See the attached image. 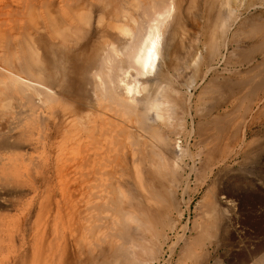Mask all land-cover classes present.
<instances>
[{"label": "bare ground", "instance_id": "bare-ground-1", "mask_svg": "<svg viewBox=\"0 0 264 264\" xmlns=\"http://www.w3.org/2000/svg\"><path fill=\"white\" fill-rule=\"evenodd\" d=\"M263 96L264 0H0V253L13 224L10 264H156L191 174L217 237Z\"/></svg>", "mask_w": 264, "mask_h": 264}, {"label": "rangeland", "instance_id": "rangeland-1", "mask_svg": "<svg viewBox=\"0 0 264 264\" xmlns=\"http://www.w3.org/2000/svg\"><path fill=\"white\" fill-rule=\"evenodd\" d=\"M228 106L230 107V105ZM238 120H236L235 123L238 122ZM246 127L248 128V125H246L245 128ZM249 128L250 129H247V139L251 138L249 136L252 135L253 138L257 140L256 142L253 141L254 143H252L251 147H248V149L249 148L251 149L252 146L255 145L253 146V149H255L254 150L255 153L252 152L251 154H255L256 156L255 155L252 156L251 154H250L251 156H248L249 155L248 153V155L244 157L245 158L244 161L242 160L240 162L241 166L238 164L239 163L238 161L241 160V158L233 159V160L230 159L232 163L229 161L228 164L229 167L231 166V168L229 169L228 167L227 169L228 171L226 170L224 174H221L222 181L219 180L220 184L224 180L223 184L221 185L217 184V187L220 185L221 188L223 189L222 194L225 193L224 195H228L229 198H232L234 199V201L237 202V203L234 201L233 203L229 202L227 205L224 203L223 212L224 214L227 212L230 215L228 216L224 215L222 219L223 221L221 220L220 221L221 223L218 224L219 227L218 229L216 228L217 233L214 234V236L217 235V237L212 236L213 238L210 237L211 238L210 239L206 234H204L205 232L203 233L202 230H201V234L200 233L198 234L201 225L200 224L199 226H197L198 222L201 223L202 220L205 221V218L201 214L203 207L201 205L200 206L197 205L196 202L200 198L202 192L205 190L207 184L211 182V179L214 177L215 174H212L209 178L210 180L208 179L204 185H200V186L197 185V187L195 186L196 185L194 181L195 178L191 174L190 176L191 182L189 181V185L187 187L189 190H186L187 188L184 191L179 189L176 193L177 199L179 198L178 200H180L181 202V204L179 203V206L182 209V212L179 215L177 214V212L175 213V209L170 210L171 212L170 215H172V218L179 217V219L174 218L175 220L177 219L176 221H178L177 222L178 224L176 223L174 226L175 228L173 227L172 229H168L167 227L165 228V232L168 233V234L166 233V235L169 236L168 237L169 239L167 238L165 242L166 245L164 244L163 247L164 250L166 251H163L162 254L159 256L158 260L155 261L156 264H212L211 261H214V259H216L217 257L218 259H221L222 264H240V263L264 264L263 262L264 258L261 262L256 261V259L259 257L261 253L256 254V258H255V253L254 254L248 253L249 251H253V250L257 251L259 250V247H261L260 245H264L263 244L264 243V125H250ZM254 130L255 132L256 131L257 132L252 133V131ZM191 145L192 144H190V149L192 151L196 150V148ZM48 154L49 153L47 150L44 149L39 150L37 152L38 157L35 159L36 163L38 162L39 159L43 162L44 159H47ZM234 160L235 162H233ZM185 161L188 162L189 161L188 158H185ZM33 164L35 165V163L34 162L32 163V170L33 167H35ZM193 186H195V188ZM236 195H237V199L239 200L236 199L235 197ZM26 201H29V199H26ZM228 205L230 207H228ZM17 208H11L10 210L0 211V218L5 217L6 219L7 218L6 215L8 217L12 216L16 218L18 216H21L25 212V208L22 207H17ZM194 220L196 222H194ZM7 230L10 231L5 233V241L3 247L4 250L2 249V252L0 253V259L2 260L0 261V264H10L8 260L10 256L15 255L14 254L15 252H19L21 249H30L28 243L27 242L23 243L21 238L19 239L20 235H16L15 232L16 230L13 224H10ZM179 234H184V236L187 238V249H189L190 251L187 249L185 251H182V249L180 248L182 244V240L178 238ZM202 235L205 238H203ZM26 238L29 239L30 236L29 237L27 236ZM188 239L190 240V242L193 240L194 244L193 242H191L193 245L190 246L191 243L189 242ZM199 239H202L203 241L200 240L201 241L200 243ZM16 242L18 245H15ZM197 242L199 245L197 244ZM179 249H181V251H179ZM203 251L204 254H202ZM199 252L201 255L199 254ZM196 254L198 255L197 260L199 258V261L196 260L195 257L197 256ZM250 255L252 257L249 258L248 260V257H250ZM242 256L244 257L248 256V257L244 258ZM242 259H245L243 263L241 262Z\"/></svg>", "mask_w": 264, "mask_h": 264}, {"label": "crops", "instance_id": "crops-1", "mask_svg": "<svg viewBox=\"0 0 264 264\" xmlns=\"http://www.w3.org/2000/svg\"><path fill=\"white\" fill-rule=\"evenodd\" d=\"M263 92V91H262ZM262 100H264V96H263V98H262ZM262 102H264V101H262ZM262 104V103H261ZM264 108V106L262 107V109ZM263 111V112H262ZM261 111V108H259V110L256 112V114H255V117H256V115H257V117H258V119H257V117H256V119H255V122H256V120L258 121L257 123H255L254 121H253V123H250V125L252 124V125H264V109ZM261 114V116L259 117V115ZM247 117V119H248V121H250L249 119H250V116L248 115V116H246ZM260 118V119H259ZM254 119H251V121L252 120H254ZM260 120V121H259ZM247 125L248 126H250L248 123H247Z\"/></svg>", "mask_w": 264, "mask_h": 264}]
</instances>
